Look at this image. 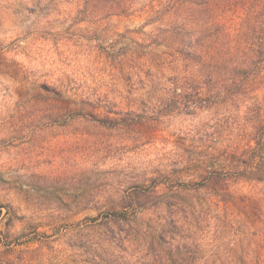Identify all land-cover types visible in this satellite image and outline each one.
<instances>
[{"label":"rangeland","instance_id":"1","mask_svg":"<svg viewBox=\"0 0 264 264\" xmlns=\"http://www.w3.org/2000/svg\"><path fill=\"white\" fill-rule=\"evenodd\" d=\"M167 3L0 0V264H264V183L194 189L235 108L174 92Z\"/></svg>","mask_w":264,"mask_h":264},{"label":"trees","instance_id":"2","mask_svg":"<svg viewBox=\"0 0 264 264\" xmlns=\"http://www.w3.org/2000/svg\"><path fill=\"white\" fill-rule=\"evenodd\" d=\"M164 10L180 20L175 34L185 35L178 53L189 70L175 81L174 92L193 108H235L217 121L208 135L212 153L195 165L201 181L194 189L226 203L231 181L264 183V0H168ZM178 228L177 217L169 215L160 240L172 244ZM148 238L146 255L155 244Z\"/></svg>","mask_w":264,"mask_h":264}]
</instances>
